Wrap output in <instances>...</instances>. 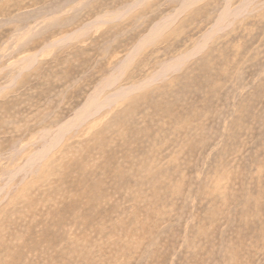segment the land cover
<instances>
[{
	"label": "rangeland",
	"instance_id": "obj_1",
	"mask_svg": "<svg viewBox=\"0 0 264 264\" xmlns=\"http://www.w3.org/2000/svg\"><path fill=\"white\" fill-rule=\"evenodd\" d=\"M183 3L0 0V264H264V0Z\"/></svg>",
	"mask_w": 264,
	"mask_h": 264
},
{
	"label": "bare ground",
	"instance_id": "obj_2",
	"mask_svg": "<svg viewBox=\"0 0 264 264\" xmlns=\"http://www.w3.org/2000/svg\"><path fill=\"white\" fill-rule=\"evenodd\" d=\"M138 1V0H137ZM197 0H184V3H183V6H184V9L196 2ZM179 10H183V9H179ZM178 10V12H179ZM241 10V9H240ZM239 11H235V14L237 15ZM182 12V11H181ZM225 12V11H224ZM229 14V13H227ZM178 15V14H177ZM224 13H221V15L219 16L218 18V21L217 23L215 24V28H221V26H219L218 24H220V22H222L224 19ZM227 20V19H226ZM225 20V21H226ZM167 22H163L161 23L160 25L156 26L155 28H153L150 32V34L146 37L145 41H150L152 39L153 36L156 35V33H158L162 27L164 28V25H166ZM219 26V27H218ZM218 31V29H216ZM74 36V34L72 35ZM71 36V37H72ZM209 36V35H208ZM207 36V37H208ZM206 37V38H207ZM67 40V39H66ZM65 40V41H66ZM146 43V42H145ZM142 44V41L139 43V45ZM196 50H198V47L196 48ZM130 58V57H129ZM189 58L188 55L184 56L183 58H179V59H176V60H173L172 61V64L173 67L175 66H178L179 64H181L183 61H186L187 59ZM170 65V66H171ZM172 67H170L171 69ZM167 71V70H166ZM121 72V71H120ZM161 76L163 75L162 74V71H161ZM118 79V76H115V77H110L109 79L105 80L103 83H102V88L103 89H106L107 87H110L112 86ZM157 80V79H156ZM147 83H141L139 85H133V86H130V87H126V88H120L118 89L113 95H111L110 97L108 98H104V100H99L98 99V94L99 92H96L94 93L92 96H90V98H88V100L86 101V103L76 111V113L74 114V117L67 121L66 123H64L62 126L59 127L58 129V132L57 134L55 133L54 137L50 140V143L52 145H55L56 143H58V141L63 137V134L69 132V130H72L74 129L75 127H77L78 123H81V121L83 122L84 120L88 119L89 117L92 118V116L97 112L99 111L100 109H102L103 107H105L104 105H107L109 102L112 101L111 98H115V97H122V96H126L127 94H129L131 91L134 92L144 86H146ZM101 91V90H100ZM102 92V91H101ZM116 100V99H115ZM108 106V105H107ZM44 142V141H43ZM49 142V141H48ZM37 157V156H36ZM34 160V157H32L31 159H29V161L27 162V166L29 164H33L35 162ZM30 166V165H29Z\"/></svg>",
	"mask_w": 264,
	"mask_h": 264
}]
</instances>
